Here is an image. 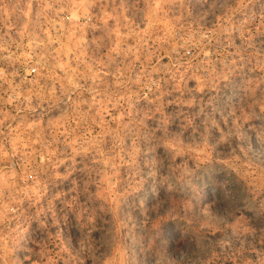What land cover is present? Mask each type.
Returning a JSON list of instances; mask_svg holds the SVG:
<instances>
[{
	"label": "rangeland",
	"instance_id": "rangeland-1",
	"mask_svg": "<svg viewBox=\"0 0 264 264\" xmlns=\"http://www.w3.org/2000/svg\"><path fill=\"white\" fill-rule=\"evenodd\" d=\"M0 264H264V0H0Z\"/></svg>",
	"mask_w": 264,
	"mask_h": 264
},
{
	"label": "trees",
	"instance_id": "trees-1",
	"mask_svg": "<svg viewBox=\"0 0 264 264\" xmlns=\"http://www.w3.org/2000/svg\"><path fill=\"white\" fill-rule=\"evenodd\" d=\"M215 184H214V182H212V187H214L215 189H216V191H217V196L220 198V202H219V204H222L223 202V198L221 197V196H223L222 194H221V190H219V188L217 187V186H214ZM207 190V188H203V189H201V192L202 191H206ZM183 240V238H180V237H176L175 239H174V241H173V243H174V246L175 247H177L178 245H179V243L181 242Z\"/></svg>",
	"mask_w": 264,
	"mask_h": 264
}]
</instances>
